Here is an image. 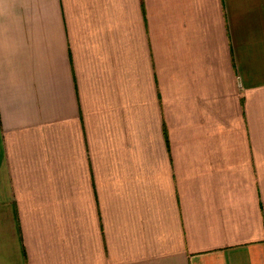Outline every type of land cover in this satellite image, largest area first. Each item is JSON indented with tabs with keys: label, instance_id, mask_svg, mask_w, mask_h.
Instances as JSON below:
<instances>
[{
	"label": "crops",
	"instance_id": "crops-1",
	"mask_svg": "<svg viewBox=\"0 0 264 264\" xmlns=\"http://www.w3.org/2000/svg\"><path fill=\"white\" fill-rule=\"evenodd\" d=\"M0 264H264V0H0Z\"/></svg>",
	"mask_w": 264,
	"mask_h": 264
},
{
	"label": "trees",
	"instance_id": "trees-1",
	"mask_svg": "<svg viewBox=\"0 0 264 264\" xmlns=\"http://www.w3.org/2000/svg\"><path fill=\"white\" fill-rule=\"evenodd\" d=\"M164 131V130H163Z\"/></svg>",
	"mask_w": 264,
	"mask_h": 264
}]
</instances>
